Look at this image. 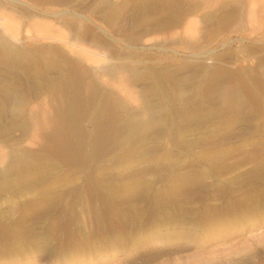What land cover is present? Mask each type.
<instances>
[{
    "label": "rangeland",
    "instance_id": "obj_1",
    "mask_svg": "<svg viewBox=\"0 0 264 264\" xmlns=\"http://www.w3.org/2000/svg\"><path fill=\"white\" fill-rule=\"evenodd\" d=\"M263 231L264 0H0V264H264Z\"/></svg>",
    "mask_w": 264,
    "mask_h": 264
},
{
    "label": "bare ground",
    "instance_id": "obj_2",
    "mask_svg": "<svg viewBox=\"0 0 264 264\" xmlns=\"http://www.w3.org/2000/svg\"><path fill=\"white\" fill-rule=\"evenodd\" d=\"M250 12H251V11H250ZM251 13H252V12H251ZM190 27H191V26H190ZM85 50H86V49H85ZM84 53H85V52H84ZM237 57H238V56H237ZM81 84H82V83H81ZM69 107H70V106H69ZM87 109H88V108H87ZM68 139H69V138H68ZM78 152H79V151H78ZM83 195H84V194H83ZM220 214H221V213H220ZM220 214H219V215H220ZM220 216H221V215H220ZM218 217H219V216H218ZM171 218H172V217H171ZM152 229H153V228H152ZM167 229H168V228H167ZM158 230H159V229H158ZM143 231H144V230H143ZM156 231H157V230H156ZM150 233H151V232H150ZM262 234H264V231H263ZM262 234H261V235H262ZM160 235H161V234H160ZM255 236H257V235H254L253 237H255ZM110 249H111V248H110ZM164 264H167V263H164Z\"/></svg>",
    "mask_w": 264,
    "mask_h": 264
}]
</instances>
